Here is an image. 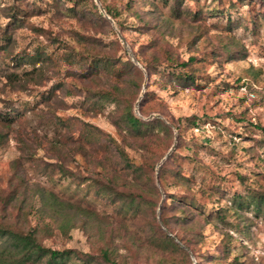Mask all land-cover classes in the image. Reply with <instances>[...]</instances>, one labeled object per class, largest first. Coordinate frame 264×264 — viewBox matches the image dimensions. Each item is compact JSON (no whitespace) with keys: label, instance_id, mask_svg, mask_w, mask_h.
Listing matches in <instances>:
<instances>
[{"label":"rangeland","instance_id":"1","mask_svg":"<svg viewBox=\"0 0 264 264\" xmlns=\"http://www.w3.org/2000/svg\"><path fill=\"white\" fill-rule=\"evenodd\" d=\"M76 1L93 9V0H0V36L8 27L7 34L11 37L8 49H0V112L17 117L11 127L0 124V130L6 134L0 144V194L8 195L17 186L22 189V177L30 184L38 183L64 198L80 201L102 215L116 217L121 215L114 204L89 186L91 178L78 184L60 167L62 161L83 179L92 173L90 158L81 155L76 143L83 141L87 148H92L87 139L90 124L100 127L104 135L120 140L112 124L115 102L95 109L93 99L88 98L84 89L75 88L76 76H83L80 52L88 54L87 45L77 42L75 32L90 36L94 51L118 57L127 50L120 38L118 41L114 27L116 34L105 25H92L80 17L75 12ZM100 1L117 8L122 34L143 59L164 60L167 50L183 60L197 57L195 83L183 86L170 81L164 77L163 63L140 100L141 104L147 92L144 117L161 114L177 124L178 119L188 116L199 118L198 127H182L180 139L174 129L170 146L169 136L163 130L159 131L157 146H150L156 156L162 155L159 163L177 138L173 166H180L190 177L186 183L190 187L174 186L171 179L165 183L173 194H189L190 208L199 220L197 225L179 232H194L208 221L193 243V250L189 248L194 264H264V216L257 215L253 205L239 208L232 201L239 192L247 194L251 188L264 186V134L256 127L264 126V0H182L178 9L174 8V0ZM9 6L24 10L22 22L9 25L10 17L6 15L11 11ZM197 11L202 16L199 20L193 16ZM36 26H43L51 37L59 38L63 44L69 42L68 45L61 47L64 45L54 43L38 32ZM5 43L0 38V47ZM72 49L78 58L67 57ZM38 51L41 57L29 59ZM17 59H21L18 67L13 66ZM34 65L42 67L40 76ZM10 71L29 72L28 81L22 85L10 82L6 76ZM120 81L128 84L130 80ZM60 82L63 85L55 89ZM127 84H122V88ZM143 86L144 82L134 101V111ZM68 89L72 95H66ZM132 141L135 146L126 145V150L135 162L141 163L149 155L145 150L148 146ZM47 163L50 165L45 168ZM171 200H167L168 205ZM219 208L232 213L229 222L224 223L215 214ZM128 223L130 228L134 227L131 221ZM37 224L38 216L32 215L26 227ZM227 232L230 252L224 255L221 243ZM43 241L55 248L91 253L101 245L84 227L74 228L68 235L55 229ZM120 251L126 252L125 247ZM135 262L156 264V258L142 253Z\"/></svg>","mask_w":264,"mask_h":264},{"label":"trees","instance_id":"2","mask_svg":"<svg viewBox=\"0 0 264 264\" xmlns=\"http://www.w3.org/2000/svg\"><path fill=\"white\" fill-rule=\"evenodd\" d=\"M102 2L109 16L123 32V26L118 20L117 8L109 6L105 1ZM181 3L182 0H174V8L178 9ZM74 7L75 12L87 19L89 24L105 25L116 34L111 22L101 12L95 0H93V9L77 1ZM8 8L11 10L6 13L10 17L9 25L23 21L25 15L23 9L18 6ZM193 16L195 20L202 17L198 11ZM7 29L8 27L3 29L0 36L6 41L0 47L4 50L8 49L11 42ZM35 29L41 34H46L54 43L63 44L59 38L51 37L50 32L43 26H36ZM75 33L77 42L87 45L88 51L87 56L84 51L80 52L83 76L80 74L76 76L75 88L84 89L88 98L93 99L95 109L115 102L116 111L112 115V124L118 130L120 140L111 135H104L100 127L90 124L87 129L89 135L87 139L93 144L92 148H87L83 141L76 143L81 148V155L90 158L89 169L92 173L83 179L79 172L66 166L62 161L60 167L65 174L77 180L78 184L91 178L89 186L95 189L97 195L104 196L112 202L121 216L102 215L80 201L64 198L53 189L38 183L30 184L25 178L20 177L21 183L24 184L22 189L17 186L8 195L0 194V208L3 210V215L0 216V264H136L135 259L142 253L155 257L156 264H194L189 248L193 250V243L197 242L202 227L208 221L200 224L198 230L194 232L186 234L179 232L184 231L187 226L197 225L199 220L196 212L190 208L192 205H189V194L185 192L177 195L169 192L165 180L171 179L174 186L190 187L186 185L190 177L184 174L180 166L178 168L173 166L177 157L176 152H173L159 167L158 179L161 186H158L156 166L162 155L156 156L155 151L150 150V146L153 144L157 146L161 138L159 131L162 130L169 136L170 146L174 139V129L178 131V139H180L182 127L184 125L198 127L199 118L188 116L178 119L177 124L168 118L154 117L147 120L138 116L134 111V101L145 80L143 69L131 60L128 52L124 51L122 56L116 57L111 53L94 51L91 48L90 36L80 31ZM117 39L120 42L119 37ZM64 43L61 47H66L69 42ZM134 53L148 72L147 85L151 77L161 71L160 66L163 63L166 64L163 70L164 77L169 78L170 81L174 80L186 86L195 83L197 79L195 56L183 60L167 50L164 60L155 61L149 58L143 59L138 51ZM41 54L38 51L29 56V59L34 61L41 57ZM6 55L11 59L14 58L13 54ZM72 56L78 58L75 49H72L67 57ZM45 57L50 58L47 54ZM20 61L21 59H17L13 66L18 67ZM33 67L38 70L37 75L40 76L42 67L37 68L36 65ZM28 73L18 74L16 71H10L6 76L10 82L22 85L28 81L26 78ZM127 76L129 78H125ZM120 79L130 81L127 84ZM63 83H58L55 89ZM122 84L127 85L122 88ZM70 94L72 95L73 92L68 89L66 95ZM148 96L146 92V97L140 104V112L143 116L147 114L143 109V101L147 100ZM16 120V116L0 112L1 125L11 127ZM256 127L264 134L263 125L257 124ZM5 136L6 134L0 130V144ZM132 139L140 141V146H148L145 150L149 155L141 163L135 162L126 150V145L135 146ZM49 165L47 163L45 168ZM129 174H132V178H128ZM244 179H247L246 176ZM145 184H149V187L147 188ZM163 194L165 198L159 218L158 208ZM169 198L172 199L170 205L167 204ZM232 201L239 208L253 205L257 215L264 216V186L251 188L247 194L239 192L233 196ZM191 203H194L192 196ZM215 214L224 223L231 220L232 213L227 209L219 208ZM32 215L38 216V224L26 227ZM128 221L134 225L133 228L129 227ZM77 227H84L90 236L98 238L101 245L96 252H84L75 248H55L46 245L43 241L55 229L68 235ZM235 227L239 231V224ZM225 236L226 239L224 242L222 240L221 246L223 254L227 255L230 252L229 232L225 233ZM117 238H120L119 242ZM121 247H125L126 252H121ZM235 260L238 262L237 259Z\"/></svg>","mask_w":264,"mask_h":264},{"label":"water","instance_id":"3","mask_svg":"<svg viewBox=\"0 0 264 264\" xmlns=\"http://www.w3.org/2000/svg\"><path fill=\"white\" fill-rule=\"evenodd\" d=\"M99 7H100V10L101 12L104 14V16L112 23L113 27L115 28L119 38L121 39L122 43L124 44V47L125 49L127 50L131 60L136 64L138 65L140 68L143 69L144 73H145V76H146V79H147V76H148V72L146 70L145 67H143V65L140 63V61L138 60V58L136 57L134 51L132 50V48L130 47V45L128 44L126 38L124 37V35L122 34L121 30L118 28L116 22L114 21V19H112L109 14L107 13V11L105 10L103 4L101 3L100 0H96ZM146 86H147V80L144 81V86H143V91L141 92V95L139 97V100L137 101L136 105H135V113L140 116V117H143L147 120L149 119H152L154 117H159V118H163L165 119L161 114H151L150 116L148 117H144L141 112H140V100L143 98L144 96V92H145V89H146ZM176 144H177V138L175 139L174 141V144L172 145V147L170 148L169 152L165 155V157L157 164V169H156V176H157V183H158V186H160V181L158 179V175H159V167L161 166V164L169 157V155L175 150L176 148ZM164 201V196L162 198V202ZM162 202L160 203V209H161V205H162ZM160 209H159V212H160Z\"/></svg>","mask_w":264,"mask_h":264}]
</instances>
